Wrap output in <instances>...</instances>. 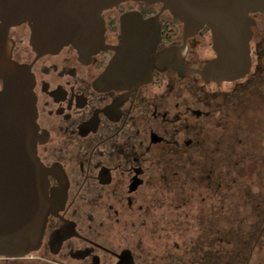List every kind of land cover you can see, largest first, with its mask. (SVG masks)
Wrapping results in <instances>:
<instances>
[{"label":"flooded vegetation","instance_id":"flooded-vegetation-1","mask_svg":"<svg viewBox=\"0 0 264 264\" xmlns=\"http://www.w3.org/2000/svg\"><path fill=\"white\" fill-rule=\"evenodd\" d=\"M144 9L105 12L106 45H119L123 14L159 12ZM251 18L245 76L209 80L210 30L184 41L165 13L157 51L176 47L178 64L124 90L96 85L112 50L37 55L28 25L11 27L12 58L34 80L37 156L62 207L36 250L0 264H264V13Z\"/></svg>","mask_w":264,"mask_h":264},{"label":"water","instance_id":"water-1","mask_svg":"<svg viewBox=\"0 0 264 264\" xmlns=\"http://www.w3.org/2000/svg\"><path fill=\"white\" fill-rule=\"evenodd\" d=\"M129 2L160 10L148 19L139 11L123 14L120 43L109 47L103 15ZM165 13L183 26L184 41L210 30L216 58L204 69L209 80L230 81L247 74L251 15L264 13V0H0V256L36 250L49 216L62 207L60 197L50 196L47 171L37 156L34 80L12 58L10 28L28 25L37 55L68 46L84 57L112 50L114 56L96 85L124 90L148 84L154 71L178 64L173 58L176 47L157 51Z\"/></svg>","mask_w":264,"mask_h":264},{"label":"trees","instance_id":"trees-1","mask_svg":"<svg viewBox=\"0 0 264 264\" xmlns=\"http://www.w3.org/2000/svg\"><path fill=\"white\" fill-rule=\"evenodd\" d=\"M142 12L145 15H155L157 13V7L152 6V7L148 8V9H144ZM111 28L113 30H115V26L114 25H112ZM168 29H170V28L167 27L166 30L168 31ZM167 35H168V32H167Z\"/></svg>","mask_w":264,"mask_h":264},{"label":"rangeland","instance_id":"rangeland-1","mask_svg":"<svg viewBox=\"0 0 264 264\" xmlns=\"http://www.w3.org/2000/svg\"><path fill=\"white\" fill-rule=\"evenodd\" d=\"M159 11V7H157V12ZM122 11H120V13H121Z\"/></svg>","mask_w":264,"mask_h":264}]
</instances>
